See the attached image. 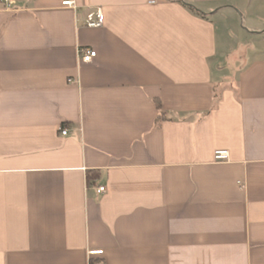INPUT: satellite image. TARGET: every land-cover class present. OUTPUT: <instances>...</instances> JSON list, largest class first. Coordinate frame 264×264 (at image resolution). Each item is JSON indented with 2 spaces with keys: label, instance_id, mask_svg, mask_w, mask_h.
Masks as SVG:
<instances>
[{
  "label": "crops",
  "instance_id": "crops-1",
  "mask_svg": "<svg viewBox=\"0 0 264 264\" xmlns=\"http://www.w3.org/2000/svg\"><path fill=\"white\" fill-rule=\"evenodd\" d=\"M236 18L264 42V0H0V264H264V48L226 61Z\"/></svg>",
  "mask_w": 264,
  "mask_h": 264
},
{
  "label": "rangeland",
  "instance_id": "rangeland-1",
  "mask_svg": "<svg viewBox=\"0 0 264 264\" xmlns=\"http://www.w3.org/2000/svg\"><path fill=\"white\" fill-rule=\"evenodd\" d=\"M228 30H229V36H228V46L231 47L232 51L228 53V57L226 58V61L229 62L233 66L240 67L245 64L248 58L253 55V49H263L264 48V42L259 43L258 40H249L246 39L245 35V25L242 23V21L238 18L233 19L232 22H229ZM236 68H232V70H235Z\"/></svg>",
  "mask_w": 264,
  "mask_h": 264
},
{
  "label": "built area",
  "instance_id": "built-area-1",
  "mask_svg": "<svg viewBox=\"0 0 264 264\" xmlns=\"http://www.w3.org/2000/svg\"><path fill=\"white\" fill-rule=\"evenodd\" d=\"M63 6H72L71 2H64ZM86 27L90 28H99L103 25V15L100 10H97L95 13H89L86 18ZM96 52L91 49H77V59L82 63H90L93 58H95ZM73 83V81H72ZM61 134L65 136L67 131L65 129L61 130ZM214 160L216 162H222L228 160V152L227 151H216L214 153ZM97 193L100 195H104L106 193V188L104 186H99L97 188ZM101 251H89V256L100 255Z\"/></svg>",
  "mask_w": 264,
  "mask_h": 264
},
{
  "label": "trees",
  "instance_id": "trees-1",
  "mask_svg": "<svg viewBox=\"0 0 264 264\" xmlns=\"http://www.w3.org/2000/svg\"><path fill=\"white\" fill-rule=\"evenodd\" d=\"M155 108H156V110H157V112H158V114H157V121L156 122H158V121H162L163 119H164V117H163V115L161 114V105H160V103L159 102H155Z\"/></svg>",
  "mask_w": 264,
  "mask_h": 264
}]
</instances>
